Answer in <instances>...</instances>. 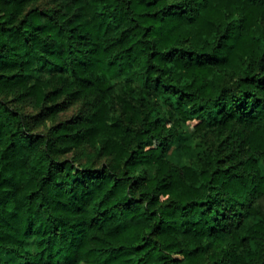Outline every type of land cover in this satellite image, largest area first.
<instances>
[{
  "label": "trees",
  "instance_id": "16d2710c",
  "mask_svg": "<svg viewBox=\"0 0 264 264\" xmlns=\"http://www.w3.org/2000/svg\"><path fill=\"white\" fill-rule=\"evenodd\" d=\"M264 0H0V264H264Z\"/></svg>",
  "mask_w": 264,
  "mask_h": 264
},
{
  "label": "rangeland",
  "instance_id": "374dc122",
  "mask_svg": "<svg viewBox=\"0 0 264 264\" xmlns=\"http://www.w3.org/2000/svg\"><path fill=\"white\" fill-rule=\"evenodd\" d=\"M260 204H261L262 209L264 210V198H262V199L260 200Z\"/></svg>",
  "mask_w": 264,
  "mask_h": 264
}]
</instances>
